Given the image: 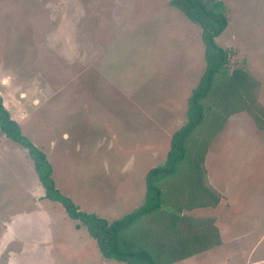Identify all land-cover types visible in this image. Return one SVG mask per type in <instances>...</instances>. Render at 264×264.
<instances>
[{
    "label": "rangeland",
    "instance_id": "1",
    "mask_svg": "<svg viewBox=\"0 0 264 264\" xmlns=\"http://www.w3.org/2000/svg\"><path fill=\"white\" fill-rule=\"evenodd\" d=\"M169 1L0 0L3 106L46 154L56 188L109 221L128 213L137 183L163 162L205 68L199 27ZM222 1L228 25L215 40L230 52L229 68L260 82L264 108V0ZM238 114L204 161L230 203L211 212L223 246L178 264L264 257V131ZM32 166L0 132V264H103L85 227L76 229L59 203L38 201L44 190ZM36 241L32 252H15Z\"/></svg>",
    "mask_w": 264,
    "mask_h": 264
},
{
    "label": "trees",
    "instance_id": "2",
    "mask_svg": "<svg viewBox=\"0 0 264 264\" xmlns=\"http://www.w3.org/2000/svg\"><path fill=\"white\" fill-rule=\"evenodd\" d=\"M199 27L205 68L187 98L184 124L173 132L163 162L144 178L140 205L116 220L86 213L57 188L46 154L24 136L0 98V132L23 147L33 162L44 199L59 203L76 229L85 227L104 260L123 264H174L221 244L213 218L184 212L216 207L221 195L208 182L204 161L212 140L237 113H247L264 131L260 82L243 67L229 68L230 52L217 44L228 25L222 0H170ZM132 229V231H128Z\"/></svg>",
    "mask_w": 264,
    "mask_h": 264
},
{
    "label": "crops",
    "instance_id": "3",
    "mask_svg": "<svg viewBox=\"0 0 264 264\" xmlns=\"http://www.w3.org/2000/svg\"><path fill=\"white\" fill-rule=\"evenodd\" d=\"M243 113H245V112H243ZM238 114V113H237ZM234 114V115H232L229 119H228V123L234 118V117H239V115H241V114ZM252 120V119H251ZM233 121V120H232ZM238 121V120H237ZM231 124V123H230ZM255 126V125H254ZM228 126H227V123H226V125L224 126V128L220 131L221 133H223V131L227 128ZM219 132V133H220ZM218 133V134H219ZM209 154V150H208V152H207V154H206V156ZM209 156V155H208ZM206 158V157H205ZM208 160V159H207ZM205 161H206V159H205ZM207 163V162H206ZM213 164V163H212ZM204 166H205V169H207L206 170V173H207V178H208V182L210 183V185L214 188V189H216L217 190V192L218 193H220V195H221V198H220V201H219V203L217 204V206L216 207H214V208H210V207H206V208H198V209H194V210H192V211H188V212H184V214L185 215H187V216H189V217H191V218H201V219H203V218H213L214 219V225L216 226V228H217V230H218V234H219V237H220V241H221V244L219 245V246H217V247H213V248H211L210 250H208V251H205V252H203V253H200V254H197V255H195V256H192V257H190V258H187V259H185V260H182V261H180V262H177V263H174V264H178V263H181V262H184V261H189L190 259H193V258H195V257H198V256H200V255H206L207 253H210V252H213V251H215V250H217V249H219L221 246H223V243H224V241H223V233H222V231H221V229L219 228V225H217L216 224V216H214V215H212L211 214V212H212V210H214V209H217L220 205H222L225 209L227 208H229L230 207V203L227 201V198H225L223 195H222V193L219 191V190H221L220 189V187H219V185H218V183H217V186L214 184L215 183V181H214V179L216 180V178L215 177H211V175L208 173V172H210V166H209V164L207 163V164H205V162H204ZM147 173V172H146ZM146 173L142 176V180L139 182L140 183V185H139V187H138V183H137V185H136V193H137V195H138V197L137 198H134L133 196H132V198H130V199H128V200H132V206H131V204H128L125 208H127V211H128V213L131 211V210H133L134 208H135V204L137 203V202H139V199L141 200V198H143L144 197V192H145V183H144V178H145V175H146ZM142 184H144V188L142 189ZM224 192H223V194L224 193H226V191L225 190H223ZM42 191H38L37 192V194H38V201L39 200H41V199H43V196H44V194H43V196H42ZM42 197V198H41ZM141 197V198H140ZM139 204V203H138ZM138 204H137V206H138ZM205 209H210L209 210V212L208 213H206L205 212ZM200 213V214H195V213ZM194 213V214H193ZM110 218V217H109ZM111 218H113V217H111ZM106 220H108L109 221V219H106ZM112 220V219H111ZM83 227H81V228H79V229H82ZM83 233L84 232H82V233H79V237H78V239H77V241L78 242H81V241H83L82 239H83ZM85 237L86 236H84V240H85ZM15 243L17 244V245H22L23 244V241H22V238H19V239H16V241H15ZM38 246H40V244H39V242L38 241H36L35 242V245L33 246V245H31V244H27L23 249H21L20 247H17V248H19L20 250L19 251H16L15 250V252L16 253H19L20 252V254L22 253V250H26V251H30V252H32L33 250H34V247H38ZM93 250V249H92ZM95 250H97V249H95L94 248V250H93V252L95 253V256L96 255H98L97 253H96V251ZM16 253H14L13 255L14 256H16L17 254ZM97 257V256H96ZM7 259H11V257L9 256ZM99 260L103 263V264H123V263H117L116 261H113V260H104V258L103 259H101V258H99ZM258 263H263L264 264V257L258 262V261H252V264H258ZM8 264H11V263H8Z\"/></svg>",
    "mask_w": 264,
    "mask_h": 264
}]
</instances>
